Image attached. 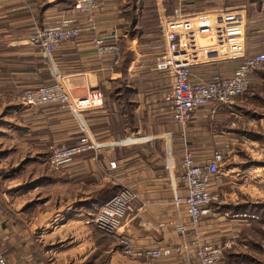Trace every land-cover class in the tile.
<instances>
[{
    "label": "crops",
    "instance_id": "1",
    "mask_svg": "<svg viewBox=\"0 0 264 264\" xmlns=\"http://www.w3.org/2000/svg\"><path fill=\"white\" fill-rule=\"evenodd\" d=\"M145 1L106 0L104 11L97 15L95 30H82L77 38L61 43L47 56L28 37L36 27L54 26L62 16L71 14L72 0H0V248L10 264H59L56 259L66 249H58V245L64 243L52 247L55 241L47 245L45 238L59 236L60 231L75 223L72 219L83 224L123 187L138 192L141 199V218H130L124 226L137 248H175L151 264H199L195 248L188 253L178 249L181 234L173 200L177 194L186 195L181 180L185 142L189 138L194 157H206L202 160L205 162L215 152H223L224 144L234 138L230 135H246L245 129L231 126L246 113L238 103L218 107L215 117L208 116V107H200L183 137L184 130L175 123L164 100L172 80L169 82L168 72L156 69L162 50L158 24L164 2L157 0L158 22L154 30H148L152 26L145 22ZM183 1L177 0L176 6L185 5ZM132 12L136 21L132 20ZM113 34L121 48L132 53L129 57L122 51V62L116 67L110 57L99 56L93 41ZM156 43V49H149ZM217 65L193 71L198 78H210L215 70L230 75L239 61ZM61 78L74 98L100 90L104 104L69 112L59 104L29 108L18 103L23 89L52 84ZM208 118H214L216 125ZM84 132L94 147L76 156L71 166L56 172L52 180L48 167L43 166L49 149L73 143ZM113 161L115 168L111 167ZM66 171L72 178L67 188ZM49 181L55 182L57 192L51 210L50 199L39 203L35 199L37 191ZM207 219L210 221L203 218L197 228L189 227L188 241L199 231L215 242L223 240L220 244L224 246L234 241L229 238L233 234L220 226L204 230ZM183 220L189 224L185 213ZM161 222L164 226L158 227ZM81 226L79 231H87L84 235L92 241V252L97 245L91 229ZM78 245L72 252L87 255L84 246ZM105 245L110 248L105 252L114 254L108 264H129L114 241ZM226 248L236 250L235 245ZM136 261L133 263L145 264Z\"/></svg>",
    "mask_w": 264,
    "mask_h": 264
},
{
    "label": "built area",
    "instance_id": "2",
    "mask_svg": "<svg viewBox=\"0 0 264 264\" xmlns=\"http://www.w3.org/2000/svg\"><path fill=\"white\" fill-rule=\"evenodd\" d=\"M72 1L71 14L62 16L54 26L36 27L28 37V41L40 47L47 56L55 52L61 43L77 38L82 30H95L97 15L104 11L106 0ZM184 6L177 5L171 14L166 13L164 6L159 20L162 50L156 62V69L168 72L171 77V87L165 93L164 100L170 106L175 123L182 128L188 126L200 107H208V116L215 117L218 107L237 103L240 96L246 93L253 74L264 66V52L248 54L244 7H216L187 12ZM118 40L116 34L93 39L99 56L110 57L113 67L119 66L123 58ZM227 61H239L230 75L215 70L210 78H198L193 71L196 67L214 66ZM18 101L29 108L60 103L72 111L81 112L102 106L104 94L97 90L85 97L74 98L70 87L61 78L52 84L23 89ZM89 140L85 136L75 144L55 145L48 159L49 165L54 169L64 167L75 156L93 148ZM225 159L224 152H215L205 162L196 163L190 151H186L183 158L181 180L186 195L177 194L173 200L178 217L177 229L181 234L178 249L188 253L195 248L199 264H218L225 247L235 244V241L225 246L205 242L199 232L194 234L191 241L187 239L189 227L197 228L204 216L211 213L210 204L219 197L214 190V179ZM111 167H116L115 161L111 162ZM135 198L137 196L128 189L118 191L103 204L94 221L111 231L116 227L115 223L120 225L121 219H117L125 216L130 202ZM184 213L189 217V224L183 220ZM118 239L125 254L136 259L154 261L175 250L171 246L137 248L126 235ZM0 264H10L1 248Z\"/></svg>",
    "mask_w": 264,
    "mask_h": 264
},
{
    "label": "rangeland",
    "instance_id": "3",
    "mask_svg": "<svg viewBox=\"0 0 264 264\" xmlns=\"http://www.w3.org/2000/svg\"><path fill=\"white\" fill-rule=\"evenodd\" d=\"M163 2L164 6H167L166 1L163 0ZM174 2H172L171 5L173 10L174 6H176V3L174 4ZM184 3V10L187 12L212 9L216 7H244L246 9V37L248 52H264V0H184L183 4ZM145 9L146 16L151 17V15L154 14V17L151 18L152 23L150 22L152 27L148 28V30H154L155 22H158V18L155 17V12H157V0H146ZM121 49L126 56H132L131 51L127 54V49H124V46ZM262 72H264V66L254 73L246 93L240 96L237 101L238 104L244 106L243 110L245 111L246 116L240 120L236 119V121L231 123V126L245 129L243 132H245L246 135H230L235 139L232 138L224 144L223 152L226 155V159L221 165L220 173L218 174L214 185L215 193L219 194V197L210 204L211 213L204 216V218L208 217L210 219V221H208V219L206 220L207 226L203 228L204 230L220 226L221 229H227L228 232H231L234 236L229 238H232V240L235 241L234 245L236 250H233L235 253L234 255H231L235 257L228 258V251L226 248L223 257L221 258L222 261H219L220 264H264V214H254L257 213L254 207L264 204V77H262ZM170 79L171 77L168 78L169 82ZM168 88H170V86ZM56 104L63 106L64 109L69 112H73L63 104ZM242 113L241 116H244V112ZM208 119L212 125H216V120H214V118ZM181 129L184 130L183 137L185 138V128L181 127ZM85 136H88L87 132L82 133L78 139L70 144H75L80 137ZM188 139L185 142L187 146L184 147V155L186 151H190L194 156V152L190 147ZM88 142L90 146L94 147L91 140ZM49 150L48 155L50 157L52 150ZM205 158L206 157H201L196 159V157H194V160L196 163H202V160ZM70 164L71 162L60 169H54L49 165V161L47 160L43 163V166L46 165L48 167L49 175L54 177L52 180H55V177L57 176L56 172L63 168L68 169L71 166ZM67 174H69L68 171H66V174L64 175L66 188L67 186H71L67 185L68 182H72V178ZM123 189L130 190L137 196V198L130 202V209H128L125 216L117 219L118 221L121 219L120 225L115 223L116 227L112 228L111 231H107L104 226L100 225L97 221H94L102 210V205L92 217L89 216L90 218L88 217L84 220L83 224L72 219L75 223L71 226L65 227L63 231H60L58 234L59 236L50 235L45 238L47 245L49 242L55 241L52 247H56L55 244H57V242H59L58 244L64 243L62 246L58 245V249L66 250H63L64 253L59 254V259L55 258L56 262L59 264H78L75 263V261H80L83 262L82 264H108V261L114 256V254L110 256L109 253L105 252V250L110 251V248H108L109 246H106L105 244L110 245L112 241H114L116 245L121 247L125 254L124 248L118 239V237L123 235L128 236V238L131 239L132 244L137 247L132 239L133 236L128 233V229L124 226H128L130 218L132 220L136 217L141 218L139 215L140 211L138 212L141 199L138 192L131 188L123 187L120 190ZM37 192L39 194L35 195L37 197L35 199H39L37 200L38 203L47 199L51 200L49 205V209L51 210L53 208L52 204L54 200H56L57 192L55 182L49 181L44 183L42 189H39ZM66 192H68V190H66ZM247 207L250 210H246ZM131 208L134 209V211H132ZM237 209L246 210V213H244V211L235 213V210ZM162 223L163 222L159 223L158 227H161ZM80 224L86 226L87 230L88 227L91 229V237L95 241L94 244L97 245L92 252L89 251L94 247L89 248L92 241L90 243L88 236H85L87 231L85 232L83 229L79 231V228L82 227ZM79 232L80 235H78ZM202 233L203 232H201L200 235L202 238L203 236L205 237V239H202L205 242L220 244L223 241L220 240V242H215L214 240H211L210 237H207L206 233L203 235ZM78 244L84 246L88 252L87 255H79L78 253L72 252L75 250V247L79 246ZM234 245L229 248H233ZM115 247L118 248L117 246ZM125 255L129 259V264H137L133 263L137 262L136 260L144 261L145 264L153 263L151 260H146L144 258L136 259L127 254Z\"/></svg>",
    "mask_w": 264,
    "mask_h": 264
},
{
    "label": "trees",
    "instance_id": "4",
    "mask_svg": "<svg viewBox=\"0 0 264 264\" xmlns=\"http://www.w3.org/2000/svg\"><path fill=\"white\" fill-rule=\"evenodd\" d=\"M166 1V5L167 6H165L166 7V9H167V11H168V14H171L172 13V11H173V9H172V2H174V1H176V0H165ZM142 2H143V0H142ZM176 2H174V4H175ZM72 4H73V1H72ZM171 6V7H170ZM169 7V8H168ZM139 15H141V11L139 12ZM132 16H133V18H132V20L133 21H136V20H134V13L132 12ZM154 17V14L153 15H151V17L150 16H146L145 17V22L146 23H152V19L151 18H153ZM155 17H157L158 18V12H155ZM148 27V26H147ZM149 28V27H148ZM158 29H159V27H158ZM160 32V31H159ZM160 38H161V35H160ZM161 45H162V40H161ZM158 46H157V43L154 45V46H152V44H151V46H150V48L149 49H152V50H154V49H156ZM262 73H264V72H262ZM113 95V94H112ZM132 120V117H130V119H129V121H131ZM130 127H131V125H130ZM255 209H256V212L257 213H254V214H256V215H259V213L260 214H264V204H262V205H258V206H256V207H254ZM246 210H250V209H248V207L246 208ZM246 210H242V209H237V210H235L236 212L235 213H238V212H242V211H244V213H246ZM234 213V212H233ZM252 214V213H251ZM234 253L235 252H233V250H228V258H232V257H235V256H231V255H234Z\"/></svg>",
    "mask_w": 264,
    "mask_h": 264
}]
</instances>
